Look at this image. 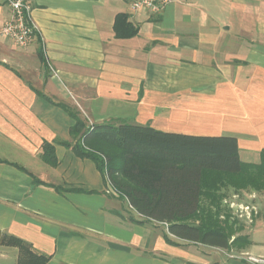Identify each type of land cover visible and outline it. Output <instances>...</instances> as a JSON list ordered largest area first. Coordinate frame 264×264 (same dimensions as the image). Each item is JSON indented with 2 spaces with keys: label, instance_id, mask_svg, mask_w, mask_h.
Instances as JSON below:
<instances>
[{
  "label": "crops",
  "instance_id": "1",
  "mask_svg": "<svg viewBox=\"0 0 264 264\" xmlns=\"http://www.w3.org/2000/svg\"><path fill=\"white\" fill-rule=\"evenodd\" d=\"M130 1L33 0L40 36L19 46L0 32L1 235L50 255L45 264H251L232 247L171 234L108 192L107 173L76 150L72 112L86 125L89 117L235 136L241 159L260 162L264 0H174L158 13ZM118 14L138 32L118 37ZM10 16L0 0V31ZM46 143L55 164L43 157ZM248 193L264 202V192ZM257 222L242 251L264 255V239L252 238Z\"/></svg>",
  "mask_w": 264,
  "mask_h": 264
},
{
  "label": "trees",
  "instance_id": "2",
  "mask_svg": "<svg viewBox=\"0 0 264 264\" xmlns=\"http://www.w3.org/2000/svg\"><path fill=\"white\" fill-rule=\"evenodd\" d=\"M114 29L118 37L138 32L125 14L117 15ZM72 114L78 153L96 159L144 220L166 222L171 234L190 242L227 248L251 243L247 235L237 234L239 218L224 200L230 188L264 192V150L260 162H244L235 136L164 132L126 121L90 127L78 113ZM43 157L56 163L52 144L44 145ZM0 241L19 248L17 264H45L50 259L22 238L1 235V230Z\"/></svg>",
  "mask_w": 264,
  "mask_h": 264
},
{
  "label": "built area",
  "instance_id": "3",
  "mask_svg": "<svg viewBox=\"0 0 264 264\" xmlns=\"http://www.w3.org/2000/svg\"><path fill=\"white\" fill-rule=\"evenodd\" d=\"M7 4L10 9L11 16L8 18L1 29V33L5 34L6 36L10 37L17 45L19 46H28L31 44L37 35L40 34V30L33 19V9L34 4L33 0H2ZM174 0H131L132 8L137 10H145L151 13H158L160 12L164 6L172 2ZM40 36V35H39ZM48 65L52 71L56 74V70L52 66L50 62ZM89 124L88 126L93 127L94 121H92L89 117H87ZM109 189L108 192H119L112 182L109 180ZM240 209L246 211L248 217L252 214L255 210L257 213V206L255 203L245 202L239 206ZM232 257H238L243 259L251 264H264V255H258L250 252H243L240 255H231Z\"/></svg>",
  "mask_w": 264,
  "mask_h": 264
},
{
  "label": "rangeland",
  "instance_id": "4",
  "mask_svg": "<svg viewBox=\"0 0 264 264\" xmlns=\"http://www.w3.org/2000/svg\"><path fill=\"white\" fill-rule=\"evenodd\" d=\"M86 120H87V124H89V121L87 118ZM230 190L228 192L227 197H225L224 203L229 208H231L232 216L239 218L238 222L242 223V226L240 225V223H237L236 225V228H238L237 234L247 235L249 231V227L252 224H254V222H257V219L261 215V212L258 209L259 208L264 209V202L262 200L256 202L255 201L256 196L253 197L254 202H252L251 200L250 202L255 203V205L259 208L257 209L258 210L257 213L254 210L252 214L250 215V217H248L246 214V211H244L243 209H240L239 206H241L242 203H245L248 201V199H250V198H247V196L249 197L250 194L248 193L247 190L245 192H247L248 194L247 193L243 194L244 191L242 193L234 192L233 188H230ZM113 194L123 197V195L120 192H113ZM162 224H164V226L166 227V230L169 231L168 224L166 222ZM254 226H253L254 231L252 233V238L256 241H260V242L263 241L264 239V220L263 219L258 220V222ZM244 247H246V243H243L241 245L232 246L233 253L230 255H240L241 253L244 252L242 251ZM16 249L17 247L15 246L0 243V264H13L14 255H15L14 251H16Z\"/></svg>",
  "mask_w": 264,
  "mask_h": 264
}]
</instances>
